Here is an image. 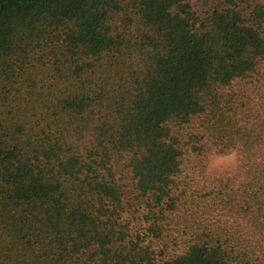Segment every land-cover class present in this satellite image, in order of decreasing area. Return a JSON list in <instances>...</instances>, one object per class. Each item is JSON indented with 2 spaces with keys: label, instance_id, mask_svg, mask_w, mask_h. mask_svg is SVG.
I'll use <instances>...</instances> for the list:
<instances>
[{
  "label": "trees",
  "instance_id": "trees-1",
  "mask_svg": "<svg viewBox=\"0 0 264 264\" xmlns=\"http://www.w3.org/2000/svg\"><path fill=\"white\" fill-rule=\"evenodd\" d=\"M0 264H264V0H0Z\"/></svg>",
  "mask_w": 264,
  "mask_h": 264
},
{
  "label": "rangeland",
  "instance_id": "rangeland-1",
  "mask_svg": "<svg viewBox=\"0 0 264 264\" xmlns=\"http://www.w3.org/2000/svg\"><path fill=\"white\" fill-rule=\"evenodd\" d=\"M233 162H234L233 155H229L225 157H215V158H212L210 162V166L211 168H216V169L223 168V167L232 165Z\"/></svg>",
  "mask_w": 264,
  "mask_h": 264
}]
</instances>
